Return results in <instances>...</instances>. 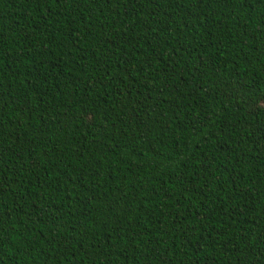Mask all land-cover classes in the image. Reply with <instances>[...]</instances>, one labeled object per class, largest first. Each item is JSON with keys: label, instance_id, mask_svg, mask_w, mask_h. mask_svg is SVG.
I'll return each instance as SVG.
<instances>
[{"label": "trees", "instance_id": "trees-1", "mask_svg": "<svg viewBox=\"0 0 264 264\" xmlns=\"http://www.w3.org/2000/svg\"><path fill=\"white\" fill-rule=\"evenodd\" d=\"M0 264H264V0H0Z\"/></svg>", "mask_w": 264, "mask_h": 264}]
</instances>
